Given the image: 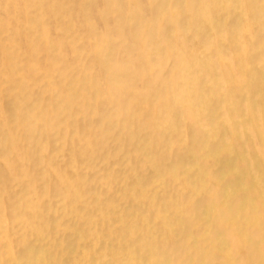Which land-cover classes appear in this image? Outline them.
<instances>
[{"label": "bare ground", "instance_id": "1", "mask_svg": "<svg viewBox=\"0 0 264 264\" xmlns=\"http://www.w3.org/2000/svg\"><path fill=\"white\" fill-rule=\"evenodd\" d=\"M0 264H264V0H0Z\"/></svg>", "mask_w": 264, "mask_h": 264}, {"label": "rangeland", "instance_id": "2", "mask_svg": "<svg viewBox=\"0 0 264 264\" xmlns=\"http://www.w3.org/2000/svg\"><path fill=\"white\" fill-rule=\"evenodd\" d=\"M93 16L95 18V22H98V24L100 25V20L95 17V12H94V15Z\"/></svg>", "mask_w": 264, "mask_h": 264}]
</instances>
